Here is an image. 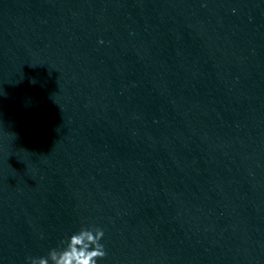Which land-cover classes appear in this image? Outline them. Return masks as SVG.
<instances>
[{
  "label": "water",
  "instance_id": "obj_1",
  "mask_svg": "<svg viewBox=\"0 0 264 264\" xmlns=\"http://www.w3.org/2000/svg\"><path fill=\"white\" fill-rule=\"evenodd\" d=\"M91 226L264 264V0H0V264Z\"/></svg>",
  "mask_w": 264,
  "mask_h": 264
},
{
  "label": "clouds",
  "instance_id": "obj_2",
  "mask_svg": "<svg viewBox=\"0 0 264 264\" xmlns=\"http://www.w3.org/2000/svg\"><path fill=\"white\" fill-rule=\"evenodd\" d=\"M104 235L102 228L82 227L51 248L47 256L27 257L26 264H98L107 255L101 243Z\"/></svg>",
  "mask_w": 264,
  "mask_h": 264
}]
</instances>
